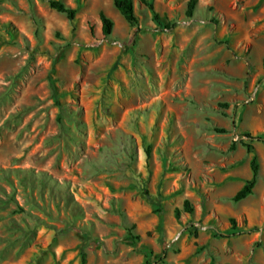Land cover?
Listing matches in <instances>:
<instances>
[{
	"label": "rangeland",
	"instance_id": "374dc122",
	"mask_svg": "<svg viewBox=\"0 0 264 264\" xmlns=\"http://www.w3.org/2000/svg\"><path fill=\"white\" fill-rule=\"evenodd\" d=\"M48 1L0 0V264H264V0Z\"/></svg>",
	"mask_w": 264,
	"mask_h": 264
},
{
	"label": "trees",
	"instance_id": "16d2710c",
	"mask_svg": "<svg viewBox=\"0 0 264 264\" xmlns=\"http://www.w3.org/2000/svg\"><path fill=\"white\" fill-rule=\"evenodd\" d=\"M196 2H197L196 0H189V2L187 4V9H186V16L187 17H192ZM48 4H49V7L51 9L55 10L56 12H58L60 14H64L69 21L74 20L75 15H76L75 9H72V8H69L65 5H63L58 0H49ZM113 6L122 15V17L125 19V21L128 23V25L131 28L138 30V19L136 18L135 13H134L132 0H113ZM99 20L101 23L102 35L104 37H109L111 35V32H112L113 22L109 18H107L103 13L99 14ZM89 28H90V32L93 33V28L91 25L89 26ZM262 66L264 69V58L262 60ZM49 82H50V86L52 88V91L54 92V87H53L51 79L49 80ZM54 96L57 97L55 94H54ZM215 132L223 133L224 130L215 129ZM243 138H246L248 140V143H245V141H243ZM255 140L264 144V136L263 135H258L256 137H252L249 134H244L241 136V138H240L241 144L246 149L247 153L253 152V147L251 146L250 143H252ZM234 146L235 145L232 144L230 146V150H233ZM250 170H251V179L246 181L244 186L234 195V197H233L234 202H238L240 200H243L248 195H250L252 192V189L255 185V182H256V179L258 176V171H259V165L257 163V158L255 156H253L251 161H250ZM145 195H147V193H145ZM184 210H186L188 213H191V209L189 207L188 202H184ZM176 216H178V213ZM230 222H231L232 231H235L236 227H235L234 221L231 220ZM159 230H160V232H162L161 218H160V223H159ZM83 257H84V254L82 253V260H83Z\"/></svg>",
	"mask_w": 264,
	"mask_h": 264
}]
</instances>
